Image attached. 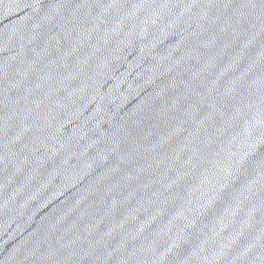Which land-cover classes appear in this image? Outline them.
Listing matches in <instances>:
<instances>
[{
  "label": "water",
  "instance_id": "water-1",
  "mask_svg": "<svg viewBox=\"0 0 264 264\" xmlns=\"http://www.w3.org/2000/svg\"><path fill=\"white\" fill-rule=\"evenodd\" d=\"M0 264H264V0H0Z\"/></svg>",
  "mask_w": 264,
  "mask_h": 264
}]
</instances>
